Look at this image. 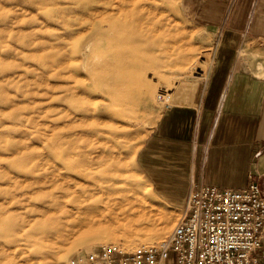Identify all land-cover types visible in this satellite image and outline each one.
I'll return each mask as SVG.
<instances>
[{"label": "rangeland", "instance_id": "rangeland-1", "mask_svg": "<svg viewBox=\"0 0 264 264\" xmlns=\"http://www.w3.org/2000/svg\"><path fill=\"white\" fill-rule=\"evenodd\" d=\"M112 1L0 0V264H68L104 243L153 245L183 215L184 199L151 191L143 161L158 112L177 84L208 68L219 30L198 17L204 0H122L125 15L94 35L90 6ZM123 54L130 64L120 67ZM141 74L152 77L145 91L134 87ZM62 148L90 151L94 180H105L114 193L66 201L27 235L24 221L48 199L73 197L62 187L71 182L75 157L60 154ZM105 168L115 181L105 179ZM117 200L116 211L128 209L119 213L121 222L146 212L152 228L167 225L168 232L155 242H147L144 229L127 235L103 215Z\"/></svg>", "mask_w": 264, "mask_h": 264}, {"label": "crops", "instance_id": "crops-1", "mask_svg": "<svg viewBox=\"0 0 264 264\" xmlns=\"http://www.w3.org/2000/svg\"><path fill=\"white\" fill-rule=\"evenodd\" d=\"M204 1L198 17L219 30L208 68L173 89L143 161L151 191L184 203L201 183L264 187V0Z\"/></svg>", "mask_w": 264, "mask_h": 264}, {"label": "built area", "instance_id": "built-area-1", "mask_svg": "<svg viewBox=\"0 0 264 264\" xmlns=\"http://www.w3.org/2000/svg\"><path fill=\"white\" fill-rule=\"evenodd\" d=\"M244 188L201 183L168 237L124 249L104 243L72 255L68 264H264V187L256 176Z\"/></svg>", "mask_w": 264, "mask_h": 264}, {"label": "bare ground", "instance_id": "bare-ground-1", "mask_svg": "<svg viewBox=\"0 0 264 264\" xmlns=\"http://www.w3.org/2000/svg\"><path fill=\"white\" fill-rule=\"evenodd\" d=\"M112 5L109 6L108 4H105V2H103L101 5L99 4H95L93 3L90 8H89V23H91L92 27L95 30V34H97L96 30L97 28L100 26L101 29L105 28V23L106 21H108L110 18H112L113 16H115L116 14H119L120 16H122V14L125 15L124 13V7H123V3L122 0H113L112 1ZM128 21V20H127ZM128 23L130 25H132L133 23H135V21L131 22V19H129ZM140 36L146 37V35L143 32H140ZM128 60L125 59V55L123 54V58H119L117 60V63L120 67H124L123 64L127 63L130 64L129 62H127ZM133 62H136V60H133ZM109 64V63H108ZM138 64L133 63V67L135 69H138L139 67L137 66ZM128 67V66H127ZM132 68V67H131ZM152 77H150V75L148 74H141L138 77V81H136L137 83H135V88L139 89V90H147L148 85H149V81L151 80ZM98 103L95 105V107L93 108L97 110ZM92 113V112H91ZM83 117L87 118V113L82 114ZM90 131L89 130H84L83 133L88 134ZM59 145H61V143H58ZM49 145L47 144L45 146V158L48 159V157L51 155L50 150H49ZM62 153V155L68 157L69 159H72V157H75L72 161L73 163V167H69L71 168L72 175H70V180L71 182H73L71 184V182L66 186V187H62L63 188V195H68L71 194L73 197L71 199H62V196H56V197H52L50 199H48L49 202H45L46 204H44L38 211L37 215H34L33 217H30L29 219L24 221L23 224V229L25 230V234H30L32 231L34 232V230L36 229L35 226H37L38 223L44 221V217L45 218H49L52 215H54V213L60 209L65 207V203L66 201L69 202H79V201H88L90 200L94 194H96L98 191H103V190H107V193H114V190H112L114 187H110V184H103V181L101 182H97L95 181L92 172H93V167L94 164L96 163L94 160V157L91 155V152L88 150H83V149H75V148H62L60 154ZM70 164H72L70 162ZM69 166V164L67 163V167ZM106 169V168H105ZM111 168H107L105 170V173H107V175H109L108 171H110ZM105 179H109L112 181L114 180L113 175H109L107 176ZM63 180V179H62ZM112 185L114 183H111ZM107 188V189H105ZM128 200L122 199V201H128L129 203H132V199L127 198ZM122 201H114L113 206L109 207L110 204L108 203V211H106L105 213H103L104 216H109V220L108 222H110V224L115 223L119 226H122L124 228V232L127 235H131L134 231V229H144L147 230L146 234V240L147 242H155L156 240H158L159 238L163 237L169 230V227L167 225H164L160 228H152L151 227V218H149V216L146 215V212H141L138 213L137 216L138 217H134L131 214H128V216H126V219H124L123 222L120 221V216L119 213H125V210H128L126 207L122 208L121 211H116L114 208V206ZM88 204L90 202H87ZM134 203V202H133ZM130 209V208H129ZM136 212V210H134V213ZM150 221V222H149ZM37 240V239H36ZM163 240V239H162ZM161 240V241H162ZM160 241V242H161ZM134 248V247H131ZM61 257H56L57 260H59Z\"/></svg>", "mask_w": 264, "mask_h": 264}]
</instances>
